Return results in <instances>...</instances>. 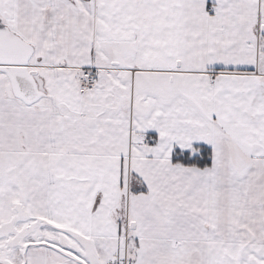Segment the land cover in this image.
<instances>
[{
	"label": "snow or ice",
	"instance_id": "obj_1",
	"mask_svg": "<svg viewBox=\"0 0 264 264\" xmlns=\"http://www.w3.org/2000/svg\"><path fill=\"white\" fill-rule=\"evenodd\" d=\"M0 264H264V0H0Z\"/></svg>",
	"mask_w": 264,
	"mask_h": 264
}]
</instances>
